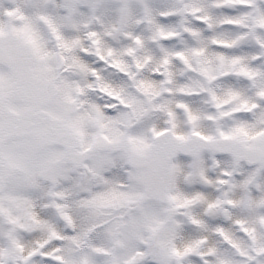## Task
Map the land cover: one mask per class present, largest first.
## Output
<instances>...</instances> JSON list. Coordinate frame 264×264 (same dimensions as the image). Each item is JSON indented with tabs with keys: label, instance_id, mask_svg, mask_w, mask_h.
I'll use <instances>...</instances> for the list:
<instances>
[{
	"label": "snow or ice",
	"instance_id": "6c2138e0",
	"mask_svg": "<svg viewBox=\"0 0 264 264\" xmlns=\"http://www.w3.org/2000/svg\"><path fill=\"white\" fill-rule=\"evenodd\" d=\"M119 6H125L124 0H120ZM126 6L135 10L133 5ZM157 6L146 3L143 9L147 13ZM92 7L106 12L113 8L104 0H93ZM252 7L251 0H209L208 3L171 0L162 15L174 17L181 11L222 10L224 23L234 29L236 35L228 41H218V45L237 52L241 48L253 52L264 47V39L248 34L250 25L245 20V12ZM259 10L264 13V7ZM14 12L15 20L0 22V264H181L182 257L196 251L195 246L188 244L182 250L172 247L162 251L173 235L169 224L173 209H166L169 213L166 217L160 206L146 197V193L164 195L173 174L171 159L175 148L163 142L149 144L138 130H126L146 119L144 112L132 109L130 116L114 118L95 106L81 110L83 101L73 94V82L63 74L67 68L78 66L75 57L64 55L65 50L77 43L67 38L76 27L70 0H62L58 9L53 8L51 0H20V6L7 11L6 15L12 17ZM36 18L40 26L34 22ZM210 19L211 15H198V23ZM257 26L264 31V18L258 20ZM49 38L56 41L57 51L49 48ZM134 38L140 42L139 36ZM201 51L192 49L197 56ZM174 55L188 64L184 52L177 51ZM220 59L223 61L225 57ZM164 62L167 63V57ZM228 62L241 77L240 86L230 93L241 97L236 110L248 115V110L257 105L250 104L246 93L257 87L252 82L258 73L243 64L239 55H232ZM237 65L239 67H235ZM75 91L82 90L76 88ZM256 94L264 98V88H259ZM250 127L241 122L230 131L220 130L219 135L239 145L234 153L237 159L248 155L264 160V143H249L262 133L252 132ZM167 131L153 130V133L160 137ZM195 135L202 134L196 132ZM180 139L186 137L180 136ZM191 150L195 155L196 150ZM120 165L124 166L127 184L104 175ZM92 181L107 187L92 192ZM65 185L84 193L78 203L85 230L71 237L76 246L82 247L78 253L69 249L61 254L59 248L32 243L33 237L45 227L42 218L52 222H56L57 216L70 220L62 211L67 207L65 197L69 194ZM36 200L45 202L44 210L39 213L35 211ZM190 202L183 200L184 204ZM228 203L234 202L229 200ZM259 203L264 204V201ZM214 206L210 204L209 208ZM234 211L238 217H243L234 221L243 242L232 239L222 227H217L216 231L240 257L241 264H264V228L258 230L255 226L257 219L264 226V208L244 199ZM48 230L54 244L64 243L65 235L51 226ZM91 234L99 236L103 244L87 243ZM211 251L213 249H209ZM146 254L153 257L151 262L145 260ZM219 264H232L230 254H223Z\"/></svg>",
	"mask_w": 264,
	"mask_h": 264
},
{
	"label": "clouds",
	"instance_id": "9594fccd",
	"mask_svg": "<svg viewBox=\"0 0 264 264\" xmlns=\"http://www.w3.org/2000/svg\"><path fill=\"white\" fill-rule=\"evenodd\" d=\"M61 2L51 0L54 9H58ZM70 2L76 27L67 38L77 43L72 49L65 50L64 55L75 57L78 66L67 68L63 74L73 82V94L83 101L81 110L95 106L114 118L130 116L132 109L144 112L146 119L137 121L131 128L125 124L120 126L128 131L138 130L149 144L163 142L175 148L171 159L173 174L164 195L158 197L146 193L148 200L160 206L164 216H169L166 209H173L169 220L173 235L162 251L172 247L182 250L192 244L196 251L182 257L181 264H219L225 253L230 254L232 264H241L240 257L216 228L222 227L232 239L243 242L234 222L243 217H238L234 209L244 199L264 208V204L259 203L264 201V160L248 155L237 159L234 153L239 150V145L219 133L244 122L251 126L252 132L262 133L256 141L249 143H264V98L256 94L259 88H264V47L253 52L241 48L237 52L218 45V41H228L236 35V31L224 23L222 10L181 11L168 17L162 13L171 0H124L125 6L119 7L120 0H104L105 4L113 6L111 12L99 7L93 9V0ZM208 2L204 0V3ZM146 3L159 6L145 13L143 5ZM251 3L253 7L245 12V20L250 25L248 34L264 39V31L257 26L258 20L264 18V13L259 10L264 7V0H251ZM126 5L135 6V10ZM19 6L20 0H0V22L15 20V12L12 17L6 12ZM198 15H211V19L201 24ZM34 22L40 26L38 18ZM90 32L96 35L90 36ZM135 36L140 37L139 43ZM48 46L53 51L58 50L54 39H48ZM129 48L133 51L129 52ZM193 48L202 50L201 54L194 55ZM177 51L185 53L188 64L174 55ZM232 55H239L243 64L258 73L252 82L257 87L246 93L250 104L257 105L248 110V115L236 110L241 97L230 94L241 81L234 66L228 62ZM221 56L225 57L223 61ZM76 88L82 91L77 93ZM163 129H168L163 136L154 135L153 130ZM196 132L202 135L197 136ZM180 136L186 139L182 140ZM204 136L212 139L205 140ZM191 149L196 150L195 155ZM104 175L128 183L123 165L107 170ZM90 187L92 192H99L107 186L92 181ZM65 189L69 194L65 197L67 207L62 211L70 220L57 216L56 222H52L42 218L45 227L33 237L32 243L59 248L61 254L69 249L78 253L82 247L76 246L71 237L85 230L78 203L84 193L68 185ZM169 196L178 199L169 200ZM184 199L191 202L184 204ZM229 200L234 203L229 204ZM35 204V211L44 210V201L36 200ZM210 204L215 206L209 208ZM49 226L66 236L64 243L52 242ZM255 226L258 230L264 228L258 219ZM93 241L103 244L96 234L87 238V243ZM209 249L213 251L209 252ZM152 259L151 255H145V260L151 262Z\"/></svg>",
	"mask_w": 264,
	"mask_h": 264
}]
</instances>
